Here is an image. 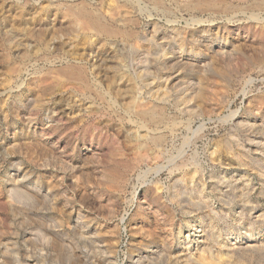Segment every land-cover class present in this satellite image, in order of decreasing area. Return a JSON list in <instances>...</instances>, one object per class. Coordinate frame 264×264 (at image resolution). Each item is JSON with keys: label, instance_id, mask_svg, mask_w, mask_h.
<instances>
[{"label": "rangeland", "instance_id": "obj_1", "mask_svg": "<svg viewBox=\"0 0 264 264\" xmlns=\"http://www.w3.org/2000/svg\"><path fill=\"white\" fill-rule=\"evenodd\" d=\"M263 33L264 0H0V264H264Z\"/></svg>", "mask_w": 264, "mask_h": 264}, {"label": "bare ground", "instance_id": "obj_2", "mask_svg": "<svg viewBox=\"0 0 264 264\" xmlns=\"http://www.w3.org/2000/svg\"><path fill=\"white\" fill-rule=\"evenodd\" d=\"M88 18H89V17H88ZM94 19H95V18H94ZM91 21H92V20H91ZM93 22H94V21H93ZM96 23H97V22H96ZM99 26H100V23H99ZM101 28H102V27H101ZM263 34H264V33H263ZM140 104H141V103H140ZM141 105H142V104H141ZM141 105H140V106H141ZM147 109H148V108H147ZM154 109H155V108H154ZM139 110H140V108H139ZM144 111H145V110H143L142 112H144ZM147 111H148V110H147ZM140 112H141V111H140ZM145 112H146V111H145ZM151 112H152V111H151ZM146 113H147V112H146ZM140 114H141V113H140ZM191 174H192V173H191ZM192 175H193V174H192ZM261 244H262V243H261ZM261 244H260V246H261V247H264V243H263L262 245H261ZM202 255H203V254H202ZM203 256H204V255H203ZM203 256H202V257H203ZM200 257H201V256H200ZM200 257H199V258H200ZM202 257L200 258V260L202 259ZM205 257H206V256H205ZM203 258H204V257H203ZM200 260H199V261H200ZM202 261H203V259H202ZM205 261H206V258H205ZM208 261H209V260H208ZM200 262H201V261H200ZM209 262H210V261H209ZM201 263H202V262H201ZM202 264H203V263H202ZM205 264H206V263H205ZM212 264H219V262H216V261H215V262H213Z\"/></svg>", "mask_w": 264, "mask_h": 264}]
</instances>
